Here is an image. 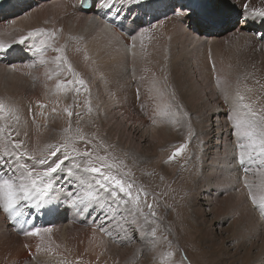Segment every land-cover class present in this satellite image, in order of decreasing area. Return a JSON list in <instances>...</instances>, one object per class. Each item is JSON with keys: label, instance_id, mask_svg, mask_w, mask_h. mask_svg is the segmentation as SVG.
<instances>
[{"label": "bare ground", "instance_id": "6f19581e", "mask_svg": "<svg viewBox=\"0 0 264 264\" xmlns=\"http://www.w3.org/2000/svg\"><path fill=\"white\" fill-rule=\"evenodd\" d=\"M95 1L88 10L79 7L80 0H8L1 7L0 30L3 33H0V45L4 48H0V101L14 109V113L9 112L4 120H0V127L7 125V130L0 133V156L11 161L10 165L4 166L3 174L11 175L9 167H18L16 157L7 156V153L13 151L27 153L19 156V164L42 170L45 166L40 165L39 161L43 159L44 150L53 144L52 136L55 133L59 134L63 129L70 131L74 127L75 123L73 122L72 125L73 120H70L66 128L67 125L65 126L62 120L66 117L81 116V120H77L76 125L81 128L79 131L85 133L87 137L85 141L89 142L91 139L90 142L96 145L97 150L101 148L114 150L112 140L109 139L111 126L106 125L108 121L106 118L116 113L123 117L130 115L125 101L130 96V84L125 76L129 71L125 64L130 58L139 59V53L142 51L145 63L138 69V75L140 76L139 89L144 96L141 106L142 117H137L138 120L134 121L138 125H144L149 119L152 124H161V118L171 114L164 108L166 103L163 89L156 78L162 69L167 72L177 65L182 72H186V75L190 73L191 80L186 84L187 100L190 98L198 100L195 94L198 82L193 84L196 78L194 68H197L198 72L201 71L200 77H208L216 68H220V73L231 86L217 88L219 89L218 105L209 107L204 100L199 99L192 112L196 125L202 127L201 131L205 137L200 165L206 161L209 162L212 175H216L214 174L216 172L219 175L234 172L237 159L231 147L237 143V140L231 132L233 126L230 123L221 124V117L228 113L235 117L238 110L242 114L243 111L238 109L241 103H250L257 108V111L264 109V40L261 39V34H264V23H261L259 18L254 20L249 18L245 22L240 17L239 24L232 27V30L224 37L217 38L212 30H207L206 33L200 28L196 30L191 19L177 17L172 10V13L171 11L169 13L168 8L205 3L222 6L226 11L232 9L241 13L245 0H154L155 7L152 9H146L143 4H136L131 0H113L114 7L121 10L119 15L103 6V0ZM176 2L178 4L174 5ZM247 3L249 12L252 9L264 7V0H248ZM96 17L99 20L103 18L108 21L100 23ZM231 17H233L232 14ZM39 28L55 32V39L50 41L52 47L63 48V56L77 75L69 73L67 65L62 61H56L55 58L61 54L54 52L52 48H47L41 55L33 48L32 38L27 39L23 44L19 43L20 37H27L30 31ZM256 29L261 31L256 32ZM141 30H144V35L151 36V41L148 49L139 51L137 44L142 38ZM130 37L131 43H129ZM119 40L121 41L117 44L116 41ZM36 42L38 43L39 39ZM227 42L233 47L230 54L222 49ZM158 46L162 48V58ZM211 53L214 55L221 53L222 66L220 63L215 66L214 63L211 66L207 65ZM32 54L35 59L33 57L31 59ZM92 59L95 62L92 63ZM41 60L44 62L41 63ZM237 69L245 72L244 75L239 76ZM33 73L36 78H33L35 82H32L31 86L29 78ZM24 74L27 78H22ZM248 75L249 80L245 79ZM174 78L181 83V76L178 73ZM76 79L85 81L87 91L80 85L65 83L67 80ZM241 81H245L243 85L249 92V94L244 92L243 102L238 101L239 92L235 91L239 85H242ZM57 84L61 87L58 88ZM97 84H100L102 88L100 96L96 93ZM253 84L260 86L263 91L260 103L252 94ZM76 88L80 90L77 92ZM226 109H229L228 113ZM69 111L73 113L72 116L68 115ZM210 116L212 121H208L209 124L205 125ZM104 118L105 121H103ZM96 119V124L90 125L92 120ZM164 126L160 127L156 133L153 131L158 144L174 136L172 130ZM87 131H93V137L87 135ZM122 132L120 131L117 136L118 142L115 140L116 145L120 142ZM74 133L79 134L77 131ZM77 138L78 142L80 138ZM15 143L21 144V148L14 149ZM136 149L142 152L139 144ZM99 151L96 153L103 155ZM157 153H159L158 149L155 150V154ZM159 155L162 154L159 153ZM161 159L162 157L156 159L159 171L161 173L166 171L169 178L174 179L177 169L174 167L168 171L166 169L168 167L165 168V161ZM246 166L253 167L257 164L246 162ZM19 171L21 170L18 169L17 175ZM242 172L243 170H240V173ZM130 178L133 177L130 175L128 179ZM72 182L76 187L74 191L72 190L73 192L84 191L78 177H70L67 174L62 180L55 176L54 185L58 183L63 189L54 186L49 194L48 203L42 206L43 209H46L47 205L52 206L57 215L58 211H64L58 226L56 224V227H50V233L43 232V229H46L42 225L43 221H38L37 224L32 217L27 218L36 211L35 206L24 207L25 215L15 219L0 210V264H118L113 261V240L117 237L113 233L119 232L123 238L125 232H134L136 227L131 223L132 219L126 216L123 207H118L110 199H104L106 194L102 192L98 198V206L95 201L89 203L87 208L79 203L74 206L72 199L68 197L71 189H67ZM198 182H201V177ZM231 183L236 186L243 185L245 180L237 178ZM252 184L257 185L259 182ZM254 191H256L255 188ZM246 195L245 198L248 200V189ZM242 198L240 197V200L245 199ZM74 217L78 218L81 226L74 227L69 223ZM17 221L23 225L22 230L15 227ZM24 221L28 222L24 223ZM262 221L264 222V219ZM114 222L116 224L112 227H107L108 223ZM34 228L42 229L43 239L39 236L23 234ZM259 231L262 235L261 240L262 237L264 238V233L262 230ZM130 236L127 234L125 239ZM253 240L254 243L248 246L242 242L241 245L232 243L230 250L232 255H243L239 261L240 264H264V239L260 243L255 238ZM256 249L261 250L262 259L251 258ZM231 262L235 264V260Z\"/></svg>", "mask_w": 264, "mask_h": 264}, {"label": "rangeland", "instance_id": "374dc122", "mask_svg": "<svg viewBox=\"0 0 264 264\" xmlns=\"http://www.w3.org/2000/svg\"><path fill=\"white\" fill-rule=\"evenodd\" d=\"M109 2L112 3L113 0H109ZM177 2L174 3V5H177ZM171 10L173 11V9L168 8L167 11L170 13ZM227 12L233 22L241 21L240 12H235V10L232 9ZM231 14L233 17H231ZM96 20L101 23V19L99 20L98 17H96ZM187 27L190 28V26ZM195 29L198 30L199 28L196 26ZM196 30L195 32H197ZM200 30L205 31V33L207 31V29L204 28H200ZM211 30L216 34L217 38L224 37L226 33L232 30V25ZM255 31L260 32L261 29H256ZM0 33L3 32L0 30ZM143 33L144 30L140 33L142 38L137 44L140 48L139 51L148 49L149 42L151 41V36L144 35ZM199 33L201 32L199 31ZM3 48L4 47L1 49ZM157 48H160V46ZM222 49L230 54L233 47L232 44L227 42L222 46ZM159 53L162 58V48H160ZM139 56L140 58L137 60L130 58L127 64H125L127 71H129L125 76L127 82L130 84V96L126 98L125 101L128 104V112L130 115L123 117L116 113L114 115L110 114L106 118V120H108L106 125L111 126V133L109 134L111 138L109 139L112 140L111 142L113 143L114 150L101 148L99 151L96 145L90 142L91 139H89V142H86L85 139L87 137H85V133L79 131L81 128L76 125L77 120H81V116L78 115L76 118H62L65 122V126L67 125L66 128H68L70 120H73L71 121L72 125L75 123L73 125L74 127L71 128L70 131L69 129H63L60 131L61 133H55L57 135L56 137L54 136L55 134L52 136L51 143L53 144L44 150L43 159H55V157L50 158V152L53 150L52 146H61L65 144L69 145L68 149H72V147L76 148L77 146L76 149L80 152L87 149L93 153L99 151L103 155L108 153L107 155L109 157H115L118 163H124L123 165L126 166L125 169L130 171L133 177L130 178V180L134 182V187L141 188L147 193V197H142V199H146L147 203L153 206L156 216L149 217V221L154 220L155 223H145L143 217H138L137 223L134 224L136 227L135 231L137 232H125L123 238L119 232L113 233V235L117 236L116 239L113 240V245L115 246H113L114 262L118 264H172V260H174L175 264H232L231 260H235V264H240L239 261H241L243 255H232L230 251L232 243L241 245L242 242L244 245L248 246L250 243H254L253 238L260 243L264 239L262 237L260 240L262 235L259 231L262 230L264 233V222L262 221L264 216L261 215L259 208L257 209L258 206L254 207L252 203L248 201L249 199L247 200V198H245L247 196L245 183L236 186L232 184L231 181L238 178V180L244 179L249 183L255 182V184H257L260 179L256 171L257 166H249L251 170L248 172L243 170L244 168L238 161L239 150L236 147V143L231 147L237 159L236 165L234 164L235 171L227 172L224 175H219L216 172L214 173L216 175H212L209 162L206 161L204 163L205 165H200L199 160L202 156V144L205 137L203 135L204 133L201 131L202 127L196 125L197 122L192 112V109L199 99L204 100L209 107L218 105L219 99L217 96L219 94V89L217 88L220 87L223 89L225 86L229 88L231 85L226 81L224 75L220 73V68H216L208 77H200L199 73L201 74V71L199 70L198 72V69L194 68V75L196 74V78H194L193 84L198 82L195 92L198 100L192 98L187 100L188 92L186 90V84L191 80L190 76L192 75H190V73L186 75V72H182L177 65L167 72L162 69L160 75L156 78L160 82L159 86L163 89L164 102L166 103L164 108L168 109L171 114L161 118V124H152L151 119H149L150 122H146V125H138V123L134 121L142 117L143 113L141 106L144 94H142L139 89L140 76L138 75V69L145 63L143 51L139 53ZM32 57L34 58V54L31 55V59H33ZM91 62H95L94 59H92ZM213 63L214 66L219 63L222 66L223 59L221 53H216L215 55L211 53L207 65L211 66ZM160 64L161 62L159 65ZM224 65L227 66V63L224 62ZM176 73L181 76V83L177 82V79L174 78ZM237 73L239 76H242L245 72L237 69ZM25 74L22 75V78L27 75ZM33 78H36L34 73L29 78V84L31 86L33 85L32 82H35ZM248 78L249 75L245 79L249 80ZM244 82L245 81H241L242 85H239L238 88L235 89V91H237V93L239 92V95L242 96L244 92H248V90L246 91L247 87L243 85ZM178 83H180V85H178ZM253 85L254 87L251 90L252 94L257 97L260 103V96L263 95V91L260 86L256 84ZM81 88L84 89V86H81ZM96 93L97 96H100L102 93L100 84H97ZM240 106L238 109L243 111ZM252 107L257 110L256 107ZM226 112L228 113L229 109H226ZM185 113L187 115H185ZM228 114L221 117V124L230 123V125L233 126V120L229 119ZM211 118L212 116L206 121L207 123L205 122V125L209 124L208 121H212ZM96 121L97 119L92 120L90 125H95ZM103 121H105V118ZM163 125L166 126V129L172 130L174 136L172 139H167L166 142L164 141L158 144L155 133ZM73 130L79 132V134L75 135L77 133H74ZM120 131H123L122 136L120 142L116 145L115 143L116 141L118 142L117 136L120 134ZM153 131L155 132L154 134ZM231 132H233V127ZM99 134L101 133L99 132ZM87 135L93 137V131H87ZM77 137H83V139L80 138L82 142L80 140L77 142ZM67 141L71 143L69 142L68 144ZM137 144L141 146L142 152L137 151ZM181 144L187 145L184 152L174 159H169L172 153ZM70 149L68 151L71 153L72 150ZM156 149L162 154L161 156L159 153L155 154ZM61 151L62 152L58 153V155H62L64 151L63 148H61ZM72 155L75 156V153H72ZM161 157V160L165 161V168L167 166L168 168L166 169L168 171L171 168L174 169V167L177 169L174 179H170L166 171L162 173L159 171L156 159H160ZM85 158L86 157H77L72 161H66L65 170L54 175L64 180L68 174L67 167H71L73 163H80L83 167V164H85L87 160V158ZM83 159L85 160L83 161ZM44 166L46 167L47 165ZM240 170H243V172L240 173ZM79 174L85 175L84 173ZM77 177L79 178V176H74V178ZM200 177L201 182H198ZM54 186L58 189H63L58 183ZM67 189H71L69 191H74V189H76L75 183L72 182ZM240 197L245 199L242 198L243 200H240ZM117 205L118 207H123L126 216L133 219L135 209L131 204L124 205L123 202H119ZM141 206L144 208L145 213H147V207L143 204ZM51 207L52 206L49 207L48 205L46 209H43L44 207H36V211L27 218L32 217V220L37 224L38 221H43L42 225L45 228H54L58 226L62 218L61 214H63L64 211H58L57 215ZM85 215H88V211ZM9 222L10 221H8V224L10 225ZM69 223L71 225L73 224L74 227L81 226L77 217L71 218ZM113 224L116 223H108L107 227H112ZM15 227L20 230L23 229V225L18 221ZM152 228L157 229L155 237L151 235ZM127 234L131 236L125 239ZM168 241L171 242L170 245ZM107 242L108 238L106 239V243ZM169 251L174 253L172 258L167 256ZM260 251V249L254 250L251 258H258V260L259 258L262 259L264 254L262 255ZM85 260H88V258H85Z\"/></svg>", "mask_w": 264, "mask_h": 264}, {"label": "snow or ice", "instance_id": "6c2138e0", "mask_svg": "<svg viewBox=\"0 0 264 264\" xmlns=\"http://www.w3.org/2000/svg\"><path fill=\"white\" fill-rule=\"evenodd\" d=\"M136 4H143L146 9H152L155 7L154 0H131ZM103 6L108 7L110 11H114L116 15L120 14V9L115 8L113 3L109 0H103ZM197 9H200L197 11ZM174 15L183 19H191L193 24L198 28H204L207 30L226 27L235 24L240 21L233 22L226 10L222 6L216 4H199V5H181L179 8L173 7ZM242 19L246 22L249 18H259L261 23H264V7L252 9L249 12V5L247 0L243 5V10L240 13ZM55 32L48 31L46 29H35L28 33V36L20 37L19 43L23 44L27 39L32 38L33 48L36 52L43 55L44 50L52 48L54 52L60 53L55 59L56 61H62L67 65V71L74 76L77 75L73 72L71 65L67 59L63 56V48H53L50 43L55 39ZM37 39L39 42L37 43ZM261 39L264 40V34H261ZM3 46L0 45V48ZM44 61L41 60V63ZM68 85H80L84 86V90L87 91L85 81L83 79L67 80L65 82ZM57 87H61L57 84ZM76 88L75 91H79ZM244 96L238 95V101L243 102ZM243 109L242 114L237 111L235 117L229 113V119L233 120V135L236 137L238 148V161L241 166H244V171L248 172L251 169L246 166V162L257 164V173L259 175V184L253 185L245 180V187L248 189L249 199L254 207L259 208L262 216H264V109L259 111L255 110L250 103H241ZM90 110V109H89ZM67 111V109H66ZM9 112L14 113V109L8 107L4 102L0 101V120H4ZM167 114V113H165ZM69 116H72V112H68ZM185 115H187L185 113ZM7 130V125L0 127V133ZM83 139V137H80ZM21 144H13L14 149L21 148ZM53 150L50 152V158L55 159H41L40 165H47L42 170H37L35 167H27L19 164V156L26 155L27 153H17L15 151L7 153L8 157H16L17 168L9 167L11 175L5 176L3 174V168L5 165H10L11 161L3 156H0V210L7 213L12 219L25 215L24 207L35 206L40 208L46 205L50 199L49 194L53 191L55 175L65 170V162L72 161L76 157H86L87 161L81 166L80 163H73L71 167H67V173L69 176H79V182L84 191H69L68 197L72 199V203L75 206L77 203L88 207L89 203L96 202L99 205L100 193H105L104 199L112 200L114 203L123 202L124 205L131 204L135 209L133 214L132 224H136L138 217H143L145 223H155L154 220L149 221V217H155L156 213L153 210V206L147 203V193L143 189L134 187V182L129 180L131 175L130 171H125V165L122 162H117L115 157H109L107 154L100 155L88 151L87 149L80 152L75 147H72V152L68 151L69 145L52 146ZM186 144H181L173 153L169 159H174L176 156L181 155ZM61 148H63L62 155ZM75 153V156L72 155ZM19 174L17 175V171ZM73 169L78 170L73 171ZM84 173L85 175H79ZM254 188L256 191H254ZM147 207V213L141 205ZM28 221H24L27 223ZM41 228H34L30 231H25L23 234L26 236H39L41 235ZM43 232L50 233L51 228L43 229ZM157 229L152 228L151 235L155 237ZM166 239V238H165ZM169 245L171 244L168 241ZM169 258L174 256V253L169 251L167 253ZM172 264L175 261L172 260Z\"/></svg>", "mask_w": 264, "mask_h": 264}]
</instances>
